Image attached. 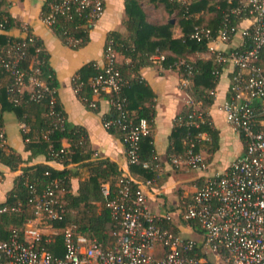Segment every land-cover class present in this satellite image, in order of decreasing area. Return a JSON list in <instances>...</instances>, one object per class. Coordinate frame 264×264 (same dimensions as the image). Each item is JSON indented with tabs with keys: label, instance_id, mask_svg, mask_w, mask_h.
I'll return each instance as SVG.
<instances>
[{
	"label": "built area",
	"instance_id": "2783aa9c",
	"mask_svg": "<svg viewBox=\"0 0 264 264\" xmlns=\"http://www.w3.org/2000/svg\"><path fill=\"white\" fill-rule=\"evenodd\" d=\"M71 7L83 13L85 22L93 27L104 12V0H55L41 19L50 26L56 15ZM230 13L248 14L252 18L251 25L239 28L224 23L215 34L208 27L195 26L190 37L205 42L207 59L221 66L220 72H214L216 76L220 78L222 72L230 68L220 110L224 121L239 133L242 153L222 170L210 169L203 153L195 151L194 138H207V134L201 132L194 138L187 134L184 151L174 154L170 162L175 167L203 173V184L179 207L176 220L170 213L153 212L148 206L146 191L158 178L156 156L152 161L139 157L140 138L150 134L151 124L143 117L134 122L128 115L126 99L121 93L128 79L118 70L117 52L112 41L107 40L103 63L95 64L98 72L88 83L91 98L84 102L91 109H96L101 99L107 102L114 115L104 119L103 126L105 129L116 126L121 131L127 163L140 164L155 174L143 180L123 174L114 193L107 183L101 185L103 205L116 227L113 238L106 242L79 231L74 223L65 222L66 209L59 180H51L40 192L29 185L31 195L27 204L32 217L21 227L10 228L6 238H0V264H264V68L258 64L264 47V0H239ZM23 32L22 37L8 36L0 45V67L13 78L9 90L27 91L35 100L46 98L56 126L63 127L64 116L56 109V88L42 76L39 57L42 44L36 45L29 69L25 71L20 66L27 45L36 39L27 27H23ZM236 34L243 39L239 47L219 49L214 45L215 42L228 43ZM72 41L69 38V42ZM153 59L160 63L164 55ZM179 66L190 69L184 58L168 68L162 65L161 68ZM186 78L183 83L188 82ZM71 82L78 92L81 82L74 76ZM209 94L214 99L215 88L210 89ZM186 104L185 114L177 115L175 121L198 126V122L204 121V115L208 116L202 101L188 96ZM25 130L22 123L21 131ZM5 146V133L0 130V147ZM130 182L135 184L133 188ZM21 206L19 200L5 203L0 206V215L18 212ZM181 226L192 235H183ZM49 244L53 249L47 248Z\"/></svg>",
	"mask_w": 264,
	"mask_h": 264
},
{
	"label": "trees",
	"instance_id": "16d2710c",
	"mask_svg": "<svg viewBox=\"0 0 264 264\" xmlns=\"http://www.w3.org/2000/svg\"><path fill=\"white\" fill-rule=\"evenodd\" d=\"M55 0H46L42 7V16L50 10V4ZM149 1L154 6H162L168 17L162 23L149 21V14L142 2ZM239 0H124L123 25L125 32L110 31L107 40L112 41L114 50L124 59L116 64L121 74L128 79V83L121 90L125 97V108L128 115L136 122L139 118H146L152 124L154 116V93L143 78L139 75V68L150 64L156 55H164L160 64L168 68L174 61L184 58L190 69L185 66L172 70L179 72L181 77L189 78L186 91L195 100H201L205 107L213 102V96L209 94L218 83L219 76L215 71H221V66L210 59L194 58L190 56L195 52L205 50V42H198L190 37L195 26H205L212 30L213 34L226 23L228 26L237 25L239 21L248 17V14H232L230 10L237 5ZM7 0H0V45L8 39L5 34L14 24L11 15L6 11ZM226 17V20H224ZM174 19L179 33L173 31ZM53 33L64 44L72 48H78L88 41L90 27L83 16L74 7L68 11L56 15V20L50 26ZM29 32V31H28ZM25 35V32H23ZM22 35V36H23ZM19 36V37H22ZM16 38V37H12ZM69 38L74 41L69 42ZM42 44L37 38L34 43H29L25 50V56L20 60V66L25 71L29 69L34 55L35 47ZM42 66V76L50 85H56L54 74L48 64V54L43 48L39 53ZM127 59V60H126ZM258 64L264 68V47L261 49ZM98 72L94 62H89L80 67L74 77L81 82L77 93L78 97L85 101L91 98V89L88 85L90 78ZM13 78L0 67V130L3 125L4 112H12L16 118L25 124L27 130L21 131L25 150L29 152L27 159L13 149L0 147V163L10 170L21 172L14 178L12 188L8 191L3 204L19 200L22 203L18 212H9L0 215V238H6L10 228L21 227L32 212L27 204L31 193L29 185H34L38 192L42 191L51 180H59L66 209L65 222L76 224L81 232L89 233L103 242L112 239L116 230L108 210L103 205V197L100 187L107 183L111 193L118 189V183L122 172L115 162L104 158H98L89 147L87 133L80 126H73L64 120L63 127L56 126L54 116L49 114L46 98L31 99L27 91L17 93L9 90ZM57 111L60 106L57 102ZM187 107L179 115L185 114ZM114 115L112 109L104 118ZM204 121L198 122V126H185L175 121L171 142L169 146V160L174 154L182 153L185 149L184 140L187 134L194 138L195 134L205 132L207 138L195 139V151H208L214 153L219 149V134L212 126L208 116L204 115ZM107 130L118 136L121 140V131L116 126H110ZM62 141L66 145H62ZM42 155L45 162L21 165L33 157ZM155 151L152 145L151 134L142 136L139 141V157L141 160L152 161ZM54 160L62 164L63 168L57 169L48 161ZM131 173L137 174L143 180L154 176V171L144 169L140 164H128ZM47 172V174H45ZM85 176L82 177V174ZM77 178L79 185L76 193L71 192V179ZM133 188L135 184L130 182ZM64 222L60 223L62 225ZM177 230V227H174ZM48 249H53L51 244Z\"/></svg>",
	"mask_w": 264,
	"mask_h": 264
},
{
	"label": "crops",
	"instance_id": "0c3cea01",
	"mask_svg": "<svg viewBox=\"0 0 264 264\" xmlns=\"http://www.w3.org/2000/svg\"><path fill=\"white\" fill-rule=\"evenodd\" d=\"M46 0H7L6 11L11 15L15 24L5 32L10 37H19L23 35V27H27L35 37L42 43L43 48L48 54V64L52 69L55 78V88L57 102L64 116V120L73 126L82 127L87 133L89 147L98 158L108 159L117 164L122 174L130 176L136 180L140 179L137 174L131 173L125 154V148L118 136L110 133L103 126L104 118L108 115L109 106L104 99L98 101L96 109L89 108L81 100L73 89L72 77L77 70L84 64L94 62L99 66L103 63V50L110 31L125 32L123 17L125 13L124 0H104V12L89 31L88 41L78 47L72 48L64 44L56 36L43 20L42 7ZM143 7L149 14V21L152 23H162L168 17L167 12L162 6H154L149 1L142 2ZM154 9L161 10L160 16L154 14ZM156 17V18H154ZM175 34L179 33L176 21L172 19ZM252 18L246 17L239 21V28L251 25ZM1 32V31H0ZM242 37L236 34L228 43L215 42L219 49L237 48L242 44ZM207 59L206 51L195 52L190 56L194 58ZM123 57L117 53V62L123 61ZM127 60V59H126ZM229 69L222 72L218 83L215 86V96L210 105L205 106L206 113L213 127L219 134L220 147L212 153L210 161L211 167L215 159H221L222 150L226 141L232 134L239 135L229 124L224 121L220 104L226 96V90L229 82ZM139 75L148 84L154 93L153 108L154 116L151 124L152 145L155 151L158 168V178L156 183L147 189V203L149 208L156 213H170L174 219L179 207L186 197H190L196 189L195 179L192 172L197 170L188 168H179L171 164L168 152L171 142V135L175 125V118L182 110L187 107L186 100L189 93L186 86L189 84V78L181 77L179 72L172 69H163L161 64L152 59L150 64L139 68ZM188 80L183 83V79ZM2 129L5 133V145L15 152L19 153L23 159H27L29 152L25 150L24 140L21 134V124L12 112H4L2 115ZM65 146L66 142L62 141ZM218 154V152H220ZM243 151V144L240 138V148L226 160H223V167H226L231 160L240 155ZM215 158V159H214ZM45 162L42 155L33 157L21 165ZM50 165L57 169L63 168L62 164L51 160ZM191 171V173H190ZM21 172L20 167L17 170H10L0 163V202H4L8 191L12 188L14 178ZM199 172V171H198ZM201 172L197 179L202 180ZM79 185L77 178L71 179V192L76 193ZM177 190V193L174 191ZM176 220V219H175ZM176 223V222H175ZM177 224V223H176ZM180 231L183 235L191 236V232L181 226Z\"/></svg>",
	"mask_w": 264,
	"mask_h": 264
},
{
	"label": "rangeland",
	"instance_id": "374dc122",
	"mask_svg": "<svg viewBox=\"0 0 264 264\" xmlns=\"http://www.w3.org/2000/svg\"><path fill=\"white\" fill-rule=\"evenodd\" d=\"M153 12H154L155 15L160 16L161 10L154 9ZM154 18H156V17H154ZM219 147H220V145H219ZM239 148H240V136L237 135V134H232V136L230 137V139L228 141H226V143H225V146H224V148L222 150V157H221V159L218 158V157L216 159L214 158L216 161L213 162L214 165L212 164V167H211V164H210V167L209 168L210 169L212 168L214 170L215 169L222 170L224 168L222 161L223 160H226L232 154L236 153ZM201 152L203 153V155L207 159L208 163H210L211 159H213L212 158V154L209 153L208 151H205V150H202ZM220 153H221V151L218 152V154H220ZM190 173H191V171H190ZM198 174H199L198 171L197 172L196 171L195 172H192V175L195 176L194 177L195 179H193L194 180L193 182H195V184H196V186H195L196 189L203 184L202 180L198 181V179H197ZM83 176H85L84 172L82 174V177ZM195 190H194V192H195ZM174 193H177V190H175ZM190 197L189 196L186 197L185 198L186 200L184 202L188 201ZM184 202H182L181 207L183 206V203Z\"/></svg>",
	"mask_w": 264,
	"mask_h": 264
}]
</instances>
